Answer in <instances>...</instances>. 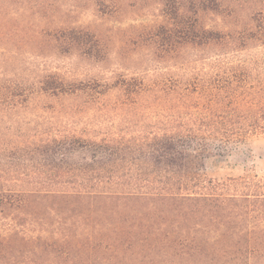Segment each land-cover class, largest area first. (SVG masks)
Wrapping results in <instances>:
<instances>
[{
  "label": "trees",
  "instance_id": "trees-1",
  "mask_svg": "<svg viewBox=\"0 0 264 264\" xmlns=\"http://www.w3.org/2000/svg\"><path fill=\"white\" fill-rule=\"evenodd\" d=\"M229 1L259 6L246 28L200 22ZM163 4L178 73L0 97L22 120L0 132V264H264V174H200L207 146L264 138V0Z\"/></svg>",
  "mask_w": 264,
  "mask_h": 264
},
{
  "label": "rangeland",
  "instance_id": "rangeland-1",
  "mask_svg": "<svg viewBox=\"0 0 264 264\" xmlns=\"http://www.w3.org/2000/svg\"><path fill=\"white\" fill-rule=\"evenodd\" d=\"M163 1L0 0V97L34 95L38 82L54 73L72 83L156 70L178 73L176 52L165 55L166 45L159 34L166 22ZM258 8L254 2L238 6L229 1L221 10L235 9L234 17L206 13L200 22L219 29L246 28ZM155 32L159 35L153 42L150 35ZM254 44L247 53L260 65L264 48ZM18 123H22L20 115L0 105V132L5 126L13 132ZM201 161L204 178L263 175L264 138L209 145Z\"/></svg>",
  "mask_w": 264,
  "mask_h": 264
}]
</instances>
